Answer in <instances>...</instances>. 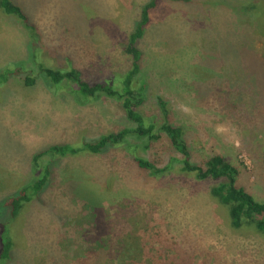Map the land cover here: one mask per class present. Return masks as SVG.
<instances>
[{
  "label": "rangeland",
  "instance_id": "rangeland-1",
  "mask_svg": "<svg viewBox=\"0 0 264 264\" xmlns=\"http://www.w3.org/2000/svg\"><path fill=\"white\" fill-rule=\"evenodd\" d=\"M11 1L31 28L0 8V73L26 60L32 35L46 66L77 68L90 82L134 70L140 112L159 125L162 98L191 161L222 155L237 169L236 186L264 201V67L255 65L264 0H158L138 39L149 0ZM19 72L36 82L13 74L0 85V200L28 194L21 189L39 176L40 150L130 125L111 98L78 103L69 87L52 93L34 65ZM135 154L169 169L151 175L123 146L42 157L53 162L50 183L16 207L7 264H264V232L231 226L229 207L211 194L220 180L182 170L165 134Z\"/></svg>",
  "mask_w": 264,
  "mask_h": 264
},
{
  "label": "trees",
  "instance_id": "trees-1",
  "mask_svg": "<svg viewBox=\"0 0 264 264\" xmlns=\"http://www.w3.org/2000/svg\"><path fill=\"white\" fill-rule=\"evenodd\" d=\"M157 1L149 0L141 7V14L132 32L133 38L138 39L143 35L144 28L150 20V10L155 7ZM0 8L6 14L18 16L31 28L28 15L11 0H0ZM32 38L33 42L28 43L26 47L28 53L26 60L11 64V66L13 65L12 69H6L0 73V85L13 74L20 76L27 86L35 84L36 77L30 74L21 75L19 72L25 64L29 63L35 66L37 76L42 78L44 85L52 93L69 87L70 93L78 103H86L100 97L111 98L119 102L130 125L117 132L101 134L93 139H84L77 145L57 143L40 150L34 155L32 165L33 170L38 172L39 176L29 182L27 186L22 187L21 191L28 192L34 197L49 185L53 162L49 160L45 164H40L44 156L55 158L76 155L81 152L101 154L110 147H126L129 155L140 169L148 171L151 175H159L169 167L167 165L159 167L151 160L136 155L135 151L139 147L147 149L150 143L160 140L165 134L171 147L181 156L177 161L182 164V170L194 173V176L199 180H220L217 185L211 188V194L220 203L229 207V219L232 227L239 228L245 224H252L256 230L264 232V201H257L250 193L236 186L237 169L231 163L220 154H214L207 158L204 165L192 162L183 129L180 125L169 122L167 103L162 98L158 97V104L166 118L159 125L156 119L147 118L140 112L139 107L145 94L143 90L134 86L136 76L134 70L127 71L120 77L115 76L104 81L90 82L83 78L81 71L77 68L61 69L46 66L41 61L40 49L33 35ZM132 52L136 56L139 55L137 50L132 49ZM263 62L264 55L258 57V62L255 65L264 67ZM28 194L25 193L22 196L19 191L16 196L0 200V264H7L11 260L14 246L10 230L11 224L16 218V207L22 205L25 200L32 199Z\"/></svg>",
  "mask_w": 264,
  "mask_h": 264
}]
</instances>
